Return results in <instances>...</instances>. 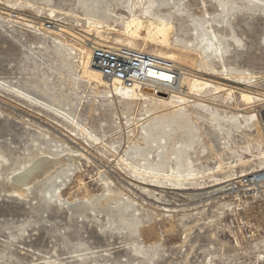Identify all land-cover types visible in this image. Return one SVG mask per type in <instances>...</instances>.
Here are the masks:
<instances>
[{
	"label": "rangeland",
	"instance_id": "1",
	"mask_svg": "<svg viewBox=\"0 0 264 264\" xmlns=\"http://www.w3.org/2000/svg\"><path fill=\"white\" fill-rule=\"evenodd\" d=\"M148 1L165 47L127 30ZM92 42L176 56L208 85L112 94L85 73ZM256 170L264 0H0V264H264V186L211 192Z\"/></svg>",
	"mask_w": 264,
	"mask_h": 264
},
{
	"label": "built area",
	"instance_id": "2",
	"mask_svg": "<svg viewBox=\"0 0 264 264\" xmlns=\"http://www.w3.org/2000/svg\"><path fill=\"white\" fill-rule=\"evenodd\" d=\"M92 64L101 70L107 82L120 81L128 88L138 86L156 96L173 92L183 75L175 61L125 46H93ZM263 186L264 170H256L233 178L229 191L251 197Z\"/></svg>",
	"mask_w": 264,
	"mask_h": 264
},
{
	"label": "bare ground",
	"instance_id": "3",
	"mask_svg": "<svg viewBox=\"0 0 264 264\" xmlns=\"http://www.w3.org/2000/svg\"><path fill=\"white\" fill-rule=\"evenodd\" d=\"M152 8H153V3H151L150 1H148L147 3L144 2L143 3V14L141 16H135L133 14L132 19L127 23V30L133 35L142 34L141 31H145L146 32V35L144 36L145 39H147L150 42L151 41L155 42L156 45L159 44V46L165 47L167 45L166 42L168 41V38L166 37L168 29L166 28L167 26H165L163 22L160 21V16H155L153 14ZM92 43L93 44L91 48H93V45H95L94 42ZM127 47L134 48L132 45H130V43L127 45ZM91 50L92 49L85 48L83 51L82 57H81L82 63L84 65L85 73L87 74V77L90 80L95 81L98 85L105 84L107 81L104 79L101 70L92 64L93 50L92 51ZM142 50L144 51V48H142ZM157 53L160 55V57L163 56V58H166L172 61H177L176 56L168 55L162 52H157ZM182 73L183 75L181 76V79L179 80V84L174 90L175 92L173 91V93L183 92L186 86H188L191 92H194V93H196L197 91H202L206 89L208 85V81H206L205 79H202V77L200 76L189 77L185 71H182ZM164 78H169V77L164 76ZM110 86L112 88V94L125 96V98H131V99L146 98L148 100L151 97V96L144 95L145 91L143 92V90H146V89L140 88V87L128 88L125 85H123L120 81H114L110 84ZM152 95L156 96L155 94H152ZM171 95L167 97H159V96H156V97L161 98V99H164V98L168 99ZM246 96L245 98L249 101L252 100L251 98H253V97H250V95L248 97ZM177 97L184 98L181 95H178ZM76 157L77 156L66 155L65 157L57 158V159L56 158L53 159L49 157L39 158L35 162L30 164L31 167L28 170H26L25 172H20L12 178L14 188L17 190H22V187L28 186L31 183H33L35 180L43 177L44 175L52 171L55 167H57V165L61 163H68L71 161H75L77 160ZM231 179L232 178L222 181L220 183H217V185L225 184L229 182ZM229 184L230 182L226 184L225 186H222L218 190H213L211 192L229 190ZM188 196L189 195L186 193L179 194V197L182 201H186L187 198L189 199Z\"/></svg>",
	"mask_w": 264,
	"mask_h": 264
},
{
	"label": "water",
	"instance_id": "4",
	"mask_svg": "<svg viewBox=\"0 0 264 264\" xmlns=\"http://www.w3.org/2000/svg\"><path fill=\"white\" fill-rule=\"evenodd\" d=\"M162 95V94H161Z\"/></svg>",
	"mask_w": 264,
	"mask_h": 264
}]
</instances>
